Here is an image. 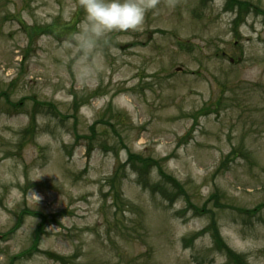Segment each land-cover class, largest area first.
<instances>
[{
	"label": "rangeland",
	"instance_id": "obj_1",
	"mask_svg": "<svg viewBox=\"0 0 264 264\" xmlns=\"http://www.w3.org/2000/svg\"><path fill=\"white\" fill-rule=\"evenodd\" d=\"M139 2L0 0V264H264V0Z\"/></svg>",
	"mask_w": 264,
	"mask_h": 264
},
{
	"label": "clouds",
	"instance_id": "obj_2",
	"mask_svg": "<svg viewBox=\"0 0 264 264\" xmlns=\"http://www.w3.org/2000/svg\"><path fill=\"white\" fill-rule=\"evenodd\" d=\"M86 20L96 36L111 31L138 29L146 7L139 0H80Z\"/></svg>",
	"mask_w": 264,
	"mask_h": 264
},
{
	"label": "trees",
	"instance_id": "obj_3",
	"mask_svg": "<svg viewBox=\"0 0 264 264\" xmlns=\"http://www.w3.org/2000/svg\"><path fill=\"white\" fill-rule=\"evenodd\" d=\"M242 5H246V4L244 3V4H242ZM170 179H172V178H170Z\"/></svg>",
	"mask_w": 264,
	"mask_h": 264
}]
</instances>
